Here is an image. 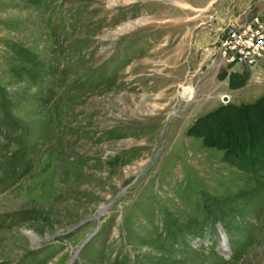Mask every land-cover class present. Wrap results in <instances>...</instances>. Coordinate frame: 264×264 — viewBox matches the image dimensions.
<instances>
[{
    "label": "rangeland",
    "instance_id": "1",
    "mask_svg": "<svg viewBox=\"0 0 264 264\" xmlns=\"http://www.w3.org/2000/svg\"><path fill=\"white\" fill-rule=\"evenodd\" d=\"M226 1L0 0V264H264Z\"/></svg>",
    "mask_w": 264,
    "mask_h": 264
},
{
    "label": "built area",
    "instance_id": "2",
    "mask_svg": "<svg viewBox=\"0 0 264 264\" xmlns=\"http://www.w3.org/2000/svg\"><path fill=\"white\" fill-rule=\"evenodd\" d=\"M249 24L243 26H233L228 29L230 38H234L233 45H229L228 40H224L221 45L226 50L228 47L235 49L234 56L230 57L231 61L245 63L248 66L257 64L264 57V9L261 15L254 16ZM240 28H242L240 30ZM229 98L223 94L221 99ZM228 100V99H227Z\"/></svg>",
    "mask_w": 264,
    "mask_h": 264
},
{
    "label": "crops",
    "instance_id": "3",
    "mask_svg": "<svg viewBox=\"0 0 264 264\" xmlns=\"http://www.w3.org/2000/svg\"><path fill=\"white\" fill-rule=\"evenodd\" d=\"M224 6L228 8L224 12L220 13V17L223 18L225 21H236L239 16L247 19L251 16L254 17L257 15H261L264 6V0H227L224 3ZM239 6H243L244 8L240 9L238 13ZM260 68L264 69V60L260 62ZM257 86L260 89L259 93L264 94L263 79H261Z\"/></svg>",
    "mask_w": 264,
    "mask_h": 264
},
{
    "label": "trees",
    "instance_id": "4",
    "mask_svg": "<svg viewBox=\"0 0 264 264\" xmlns=\"http://www.w3.org/2000/svg\"><path fill=\"white\" fill-rule=\"evenodd\" d=\"M262 103H264V94H262L260 97H258L255 101L243 104L241 106H236V105H231V104L228 105L227 108H225V106H222V107L216 109L214 112L219 113L225 109H231V111H237V112H240V111L246 112V111H250V110L260 109Z\"/></svg>",
    "mask_w": 264,
    "mask_h": 264
},
{
    "label": "bare ground",
    "instance_id": "5",
    "mask_svg": "<svg viewBox=\"0 0 264 264\" xmlns=\"http://www.w3.org/2000/svg\"><path fill=\"white\" fill-rule=\"evenodd\" d=\"M32 237H33V239H34V240L36 239V237H35V236H33V235H32ZM36 241H38V239H36V240H35V242H36Z\"/></svg>",
    "mask_w": 264,
    "mask_h": 264
},
{
    "label": "water",
    "instance_id": "6",
    "mask_svg": "<svg viewBox=\"0 0 264 264\" xmlns=\"http://www.w3.org/2000/svg\"><path fill=\"white\" fill-rule=\"evenodd\" d=\"M224 101H226V99H224Z\"/></svg>",
    "mask_w": 264,
    "mask_h": 264
}]
</instances>
